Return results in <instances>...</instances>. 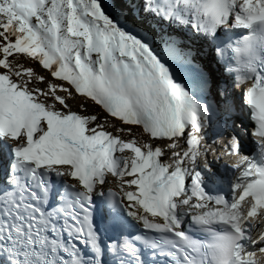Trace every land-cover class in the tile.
<instances>
[{
	"label": "snow or ice",
	"instance_id": "obj_1",
	"mask_svg": "<svg viewBox=\"0 0 264 264\" xmlns=\"http://www.w3.org/2000/svg\"><path fill=\"white\" fill-rule=\"evenodd\" d=\"M0 264H264V0H0Z\"/></svg>",
	"mask_w": 264,
	"mask_h": 264
},
{
	"label": "bare ground",
	"instance_id": "obj_2",
	"mask_svg": "<svg viewBox=\"0 0 264 264\" xmlns=\"http://www.w3.org/2000/svg\"><path fill=\"white\" fill-rule=\"evenodd\" d=\"M175 65V64H174ZM38 71H42L41 69H37ZM76 103H79V101H76V102H74V106H75V104ZM91 110V109H90ZM95 111H99V108H98V106L95 108ZM133 127V132H134V134H136V133H138L139 132V129L136 127V126H132ZM135 131H137V132H135ZM125 138H127V137H125ZM138 138H139V136H138Z\"/></svg>",
	"mask_w": 264,
	"mask_h": 264
},
{
	"label": "rangeland",
	"instance_id": "obj_3",
	"mask_svg": "<svg viewBox=\"0 0 264 264\" xmlns=\"http://www.w3.org/2000/svg\"><path fill=\"white\" fill-rule=\"evenodd\" d=\"M92 110V109H91ZM135 132H137V131H135Z\"/></svg>",
	"mask_w": 264,
	"mask_h": 264
}]
</instances>
